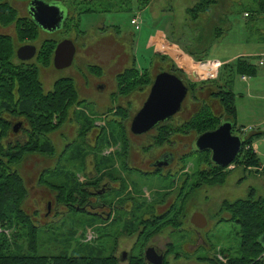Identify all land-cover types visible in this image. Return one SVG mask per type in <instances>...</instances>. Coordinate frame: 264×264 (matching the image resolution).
Segmentation results:
<instances>
[{"label":"rangeland","instance_id":"rangeland-1","mask_svg":"<svg viewBox=\"0 0 264 264\" xmlns=\"http://www.w3.org/2000/svg\"><path fill=\"white\" fill-rule=\"evenodd\" d=\"M22 1L0 0L1 4H8L16 10L18 19H24L22 18L25 15L24 6L28 2V0ZM61 1L69 10L70 18L61 33L62 36L60 32L52 36L56 43L59 40H67L66 38L69 37L70 33H76L78 38H84L95 24L102 22V15L105 12H110V16H107V14L104 16V25L112 28L98 30V25H96V30L91 32V36L98 34V31H113L117 36L119 49L122 52L125 50L131 61L132 72L125 73L118 80L112 79L109 75L107 65L110 62L108 53L111 46L105 44L95 46V48L100 47L99 50L104 58V68L93 61L82 59L80 53L79 56L75 57L72 66L63 71H56L53 68L52 58L47 61L48 63L51 62L49 65H44L47 64V59L41 55V57L32 60L30 64L39 67V79L45 94L51 92L54 84L58 81L73 80L77 85L76 77L83 80L85 78L83 76H87V72L90 73L89 70L92 67L100 72L106 86L103 85L102 89L95 88V85L100 82V78L95 77L98 73H90L89 86L85 87L86 90H89V95L81 96L80 99L85 100L79 105L78 110L85 111L84 114L91 121V124L99 123L102 125L109 121L104 129L105 136L103 139L117 153L111 158L113 162L111 166H115V170L111 174L116 177L119 184V187L115 190L123 196L128 188H133L134 191L139 193L140 198L137 201L144 203L145 206V211H139L136 207L134 209L133 215L136 221L133 223L135 226L133 231L138 227L141 216L146 214L148 210L149 203L145 200L144 194H149V198L158 200L165 190H169L173 187V184H180L183 181L185 200H187L185 206L187 223L190 216L195 211H199L207 219V227L201 230L204 243L197 252H194L193 255L181 252L184 257L176 263L233 264L235 261L240 260L242 255L240 253L241 229L236 221H232V216L228 213L226 205L228 203L250 201L253 208H255L254 206H264V137L254 140L252 144V147L257 150V158L260 160L261 169H245L239 163L232 164L223 173L212 170L207 163L208 156L205 153L192 152L190 143L193 142L194 135H198L200 131L209 130L218 122V120L213 119L210 110L206 108L209 106L206 93L210 92L209 97L212 93H217L224 78L219 76L216 79L197 80L192 77L195 82H190L188 77L192 76V73L188 72L182 64L175 60L174 56L171 55L173 53L169 54L158 50V54L154 55L153 49L161 37L169 36L171 40L177 41L180 45V49L177 47H174V49L196 65L214 62L215 60L233 61L238 57H242L249 60L250 64L254 66L257 61L256 56L260 53L263 44L257 42L254 38L259 35L257 31L264 28V19L259 18L257 15L256 1L111 0L109 4L103 2L94 5H91V1L88 0ZM6 13L7 11L4 10V16ZM244 13L249 14V16L245 18ZM135 18L139 19V31H135L130 25V22ZM224 20L226 22H223ZM25 22H28V20L25 19ZM1 23L0 21V35L10 37L15 50L23 45L37 44L42 51L44 43H54L52 38L48 39L42 34L43 31L41 34L38 33L37 38L33 40L30 38L22 40L18 38L17 23L8 26H3ZM72 24L77 25L74 27ZM246 29H248L247 32ZM183 30L190 36H194L198 32V35L195 36V43L192 47L188 45V49L183 44V40L178 39L181 35L180 32L183 33ZM90 40H93V38L91 37ZM119 49H116V51L119 52ZM190 51H196L200 54H191ZM172 69L188 87L189 92L194 93L196 89H202L204 93L197 95L195 108L190 116L184 118L187 121L184 126L185 133H192L191 138L187 137L185 142L189 144L187 149L191 153L186 150V156L180 159L185 168V170H182L181 176L179 175L181 171L172 176L167 174L164 178L160 176L159 179L151 175L142 176L136 171H129L127 166H124L125 154L123 152L127 151L128 146L115 120L120 119L119 116L121 115L126 116L124 113L129 110V108L126 109L128 104L131 106L129 110L131 116L136 115L141 109L142 92L148 84L149 77L160 72H169ZM258 71V79L255 81L249 80L244 83L240 80L239 75L231 77L232 84L229 87L235 97L234 102L237 112L236 130L233 134L236 135V131L239 130L242 132L241 136L243 138L251 131H264V68H259ZM251 82H254V85L248 95L247 88ZM77 89L80 93L78 86ZM227 90L229 91V88ZM119 96H121V100L126 99L125 104L122 105L125 111L118 109L116 113H112L114 108L120 107ZM191 97L188 103H190ZM103 99L106 100L105 103H102ZM78 113H76V116ZM55 118L56 116L53 117V122ZM76 120H78V116ZM76 136L77 132L75 130L70 136L67 134L62 135L61 144L54 147L55 154L60 153L64 148V144ZM24 138L25 133L21 132L14 143H20ZM48 138L53 144L52 138L50 136ZM44 141L45 138L42 136L39 139V144H45ZM75 146L88 149L83 150V152H87L85 154L94 152L87 145H82L81 140H78ZM108 150L109 147L103 145L98 151L106 153ZM50 155L23 153L25 159L14 168L24 181L27 198L22 205V209L30 216L33 225H29L28 222L16 215H12L8 228L3 230L0 228V236L7 239L4 253L14 256L27 255L46 258L100 257L104 261L107 260L108 264H113L109 257L112 255L118 256L121 251L127 250L132 252L134 258L130 263L125 264H131L142 254L146 246L145 242L156 236L159 231H155L152 235L144 238L137 237L136 234L124 235L118 230L122 227L130 230L129 223L125 222L127 219L125 216L121 218V215L117 214L116 218L120 217V220L105 228H100L98 219L87 217L80 212H67V209L61 205L59 208L65 212L64 216L59 217L58 214H52L44 218L47 211V200L45 198L46 196L47 198L50 197L52 193L50 187L55 188L54 193L59 195L60 204L73 203L74 196L77 198L82 197L81 187L85 179L82 160L72 159L70 151L63 153L60 162L55 161V155ZM239 159V161H242L241 158ZM55 166H58L57 171L53 170ZM31 226H35L33 231L36 233L37 239L34 252L30 251L28 244V235L32 230ZM188 226L186 224L183 234H181L176 232V228H172L171 223H169V230L163 231L154 240H160L162 246H164L163 244L172 246V252L174 245H177L178 249L179 243L192 245L193 236L192 232H189ZM15 234L17 235L15 236ZM113 234L116 240L112 238ZM182 235H184L183 241L180 240ZM1 240L2 238H0ZM185 250L188 251V248L186 247ZM193 250V248L190 249V251ZM263 256L257 257V261Z\"/></svg>","mask_w":264,"mask_h":264},{"label":"flooded vegetation","instance_id":"flooded-vegetation-1","mask_svg":"<svg viewBox=\"0 0 264 264\" xmlns=\"http://www.w3.org/2000/svg\"><path fill=\"white\" fill-rule=\"evenodd\" d=\"M31 1L32 0H28V2H26L24 6L25 15L22 17L24 19H27L28 21H31V17L28 14V5ZM40 1H43L44 3L49 5H58L60 7L63 6L65 8L67 17L63 25V29L61 31H58L61 34L64 31L65 25L68 24L67 20L70 18L69 10L61 0ZM88 1H91V5H94L101 4L103 2L109 4L111 0ZM59 3L62 6L59 5ZM106 14L107 16H110V12H105L104 15H102V22L95 24L94 27L87 32L84 38H78L76 33H70L69 37H67L66 39L72 41L75 47L74 59L76 56H79L81 54L80 57H82V59L87 61H93L103 68V55L99 50L100 47L95 48V46L99 44L111 46V49L108 53V58L110 59V62H108L107 67L109 69L110 77L114 80H118L120 76L124 75L126 72L131 70V61L125 50L122 52L119 49L116 34L113 31L107 30L106 32L98 31V34L91 36V32H94L96 30V25H98V30L104 28H112L108 27V25H104V16H106ZM72 25L75 27L77 24ZM41 32L42 30L38 29V33L41 34ZM58 32L49 35L42 32V34L46 38L51 39L52 36ZM91 37L93 38V40H90ZM52 40L56 44L55 49L56 46L63 41L59 40L56 43L53 38ZM27 45L36 47L37 54L35 58H39L41 50L38 48L37 44ZM55 49L53 50V56ZM116 49H119L120 51L117 52ZM25 64H30V62ZM97 72L98 74L95 77H99L100 82L95 85V88L98 87V89H102L103 85L106 86V83L101 78L100 72ZM90 73L92 72L90 71ZM90 73L87 72V76H83L85 77L83 80L79 77H76L77 85L73 81L78 94V102L67 110L66 118L64 121L63 119L61 121L59 117L54 119L53 125L57 126V128L49 135L53 140V144H51L52 146L54 145L53 147H55L56 145L61 144L60 139L62 138V135L67 134L70 136L74 133V130L77 132L76 137H72L70 141L64 144V148L60 153L55 154L54 150L53 155H55V161L60 162L63 157V153H67L68 151H70L72 159L78 158L82 160L84 166L83 175L85 176L81 187L82 197L77 198L76 196H74L72 200L73 203L60 204L59 195L54 193V191L56 190H50L52 192H50L51 196L53 197L50 196L47 198L46 196L45 198L47 200V211L44 215V218L52 214H58L59 217L64 216L65 212L63 211V209L61 210L59 208L61 205L62 207L67 209V212H80L85 214V216L87 217L98 219L100 223V228H105L109 225H112L117 220H120V217L118 219L116 218L118 214L121 215V218L122 216L127 217L125 222L129 223L130 228L129 230L126 227H122L118 230L120 233H123L124 235L136 234L137 237L143 238L148 235H152L155 231H159L156 236L160 235L163 231H168L169 223H171V226H173L172 228H176V232L183 234V230L185 229V226L187 224L189 225V232H192L193 238L191 244L194 246L188 245L186 243H179L177 249V245H174L172 243L174 245V248L173 252L170 253L172 246H169L168 244H163L164 246H162L160 240H154V238L156 237L154 236L150 238L147 242H145L146 246L145 248L143 247L144 250L139 256L143 259L144 264H153L147 262L144 259L145 254L148 250H152V254H154V252L157 253V251H161L159 253H161V255L163 256L162 264H178L176 262L180 261L182 257H184V255H181V252L193 255V253L197 252L200 246L204 243L201 236V230L195 228L190 223L192 216L195 213L200 212L195 211L190 216L187 223V216L185 211L187 200H185V185L182 181L180 184H173V187L171 189L165 190V192L161 194V198L158 200H153L149 198V194H144L145 200L149 203V206L147 208L148 210L146 211V214L141 216V219L138 222V227L136 228V230L133 231V229L135 228L133 223L136 221L133 215L134 209L136 207L139 211H145V206L144 203H140L137 201V199L140 198L139 193L137 191H134L133 188H128L123 194V196L116 192L117 190H115V188L119 187V184L117 182L116 177L111 174L115 170V166H111V164L113 163L111 158L114 155H117V153L103 139V137L105 136L104 129L108 125L109 121L102 125L99 123L91 124V121L86 118V115L84 114L85 111L78 110L79 105H81L85 100L80 99L81 96L83 97L89 95V90H86L85 87L89 86V78L91 77L89 76L91 75ZM158 74L149 77L151 83L145 86L142 92L143 100L141 98V108L145 103L146 99L148 98L155 77ZM77 86L80 89V93L77 89ZM200 94H204L202 89H196L194 93L189 92L188 89L187 96L183 101L181 105V111L178 114H176L169 122L163 123L152 131L148 132L147 134L139 136L133 135L131 133L130 128L135 115L131 116V113H129L131 106L128 104L126 109L129 108V110H126V113H124V115L126 114V116H119L120 119L115 120V122H117V127L123 133L124 139L127 142L128 149L126 152L123 153L125 154L124 166H127V169L129 171H136V173L142 176H155L157 179H159L160 176L164 178V176H166L167 174H170L172 176L178 173L179 171H181L179 175H182V170H185V168L182 165V162H180V159H183V157L186 156V150L187 152L189 151L191 153V151L187 149L189 147V144H186L185 142L187 137L191 138L192 136L191 132H189L188 134L185 133L184 126L187 121L184 118L191 115L192 110L195 108V101L198 99L197 95ZM206 95L209 96L210 92H207ZM190 96H192L191 101L190 103H188ZM121 99V96H119V100L121 102L120 107H117L116 109L114 108L112 113H116L118 109L125 111V108L122 105L125 104L126 99ZM105 101L106 100L103 99L102 103H105ZM77 112H79L77 114L78 120H76ZM16 124L20 125L19 133L14 135L20 136L21 132H24L27 129V124L23 120H18L14 122V126ZM197 136L198 135H194V139ZM78 140H81L82 145H87L89 148L94 150V152L85 154L87 152H83V150L86 151L88 149L81 146L77 148L75 146ZM103 145L109 147V150L106 153L104 151H98L99 148ZM58 166H55L53 170L57 171ZM113 200L114 202L111 203V201ZM176 205H178L177 208H175ZM114 236L115 235L113 234L112 238L116 240V237L114 238ZM102 237L103 236L101 235V238ZM183 237L184 235L180 237V240L183 241ZM186 247L188 248V251L185 250ZM191 248H193L194 250L190 251ZM109 258L111 259V263L113 264H125L130 263L134 256H132L131 251L123 250L118 254V256L112 255ZM124 258H126L125 261H123Z\"/></svg>","mask_w":264,"mask_h":264},{"label":"trees","instance_id":"trees-1","mask_svg":"<svg viewBox=\"0 0 264 264\" xmlns=\"http://www.w3.org/2000/svg\"><path fill=\"white\" fill-rule=\"evenodd\" d=\"M255 1L258 17L264 18V0ZM4 10L7 11L5 16L3 14ZM16 14V10L10 5L1 4L0 2V21L3 26L17 23L18 38L22 40L25 38H30L31 40L37 38L38 28L35 24L32 21L25 22V19H18ZM54 44L46 42L43 45L44 48L40 55L47 59L46 62L50 61L53 56ZM191 54L200 53L192 51ZM50 63L47 62L44 65H49ZM39 70L38 66L17 61L12 39L8 36L0 35V228L2 230L8 228L12 215L24 219L29 225L32 224L30 216L22 209V205L27 198L24 181L14 168L25 159L23 153L53 155L54 147L48 138L57 128V126L53 125V117H59L61 121L62 119L64 121L67 110L74 103L78 102V94L73 80L58 81L54 84L53 90L45 94L39 79ZM257 70L256 66H253L249 60L244 58H238L231 64L221 65L218 78L219 76L223 77V83L218 88L219 91L217 93H212L211 97H209L210 95L208 96L207 102L209 106L206 105L213 119L218 120V122L207 131L198 132V135L215 130L222 121L233 122L235 124V132L237 112L234 102L235 97L229 87L232 84L231 77L239 75L240 77L253 78L257 75ZM90 71L98 73L95 68H91ZM128 72H132V69ZM169 72L177 76V73L173 69L169 70ZM123 76H120L119 79ZM150 83L149 79L147 85ZM228 88L229 91L227 90ZM18 120L25 121L27 129L23 132L25 133L24 140L15 144L14 141L19 136L13 134L12 128L14 122ZM236 132L242 134L239 130ZM42 136L45 138V144L40 145L39 139ZM262 137H264V131H251V133L247 134L244 146L233 164L241 163L245 169H261L260 160L254 153L252 144L254 140ZM205 154L208 156L207 163L210 168L223 173L225 169L211 165L209 153L206 152ZM239 158L242 161H239ZM53 189L55 188L50 187V190ZM226 206L229 211L228 213L232 216V221H236L241 229L240 253L243 256L241 255V259L235 261L233 264H264V256L257 261L260 256L264 255V248L259 242V239L264 235V206H254L255 208H253L250 201L228 203ZM31 228L32 230L28 235V244L30 251L34 252L36 250L37 239L36 233L33 231L35 226H31ZM15 236L13 235V237ZM0 238H2L0 241V264L109 263L100 257L46 258L27 255H7L4 253L7 239L4 236H0ZM1 246L3 247L1 248ZM170 253H172V249ZM131 264H144V261L141 257H138Z\"/></svg>","mask_w":264,"mask_h":264},{"label":"water","instance_id":"water-1","mask_svg":"<svg viewBox=\"0 0 264 264\" xmlns=\"http://www.w3.org/2000/svg\"><path fill=\"white\" fill-rule=\"evenodd\" d=\"M28 14L35 26L48 34L61 31L67 17L63 6L49 5L40 0L30 2ZM36 54V47L24 45L16 50V59L21 63H29ZM74 55L75 47L72 41L63 40L54 51L53 68L56 71L68 69L73 64ZM188 78L190 82H195L191 77ZM187 93V86L175 75L168 72L158 74L148 98L132 120L131 133L136 136L144 135L159 125L169 122L181 111ZM19 127V124L13 126V134L19 133ZM234 129L233 122L222 121L215 130L198 135L191 144V151L198 154L208 152L211 165L221 169L229 168L245 143V138L240 133L233 134ZM190 223L200 230L207 226L206 218L198 212L192 216ZM259 242L264 248V235ZM159 252L161 251L152 254V250H148L144 259L149 263L162 264L163 256ZM125 260L126 258L123 259Z\"/></svg>","mask_w":264,"mask_h":264},{"label":"crops","instance_id":"crops-1","mask_svg":"<svg viewBox=\"0 0 264 264\" xmlns=\"http://www.w3.org/2000/svg\"><path fill=\"white\" fill-rule=\"evenodd\" d=\"M253 1H255V0H253ZM217 5V4H216ZM247 15V13H244V17L245 18H247L248 16H246ZM259 18H261V17H259ZM264 19V18H263ZM223 22H226L225 20L223 21ZM246 28H247V25H246ZM217 30V29H216ZM248 31V29H246V32ZM254 31H256V30H254ZM258 36L256 37V38H254L257 42H262L263 44H264V28L263 29H259L258 31ZM181 33V35H180V37H178V39L179 40H183V44L185 45V46H187V49H188V45L190 46V47H192L193 46V44L195 43V36H197L198 35V32H196L197 34L196 35H194V36H190V35H187L186 34V31L185 30H183V33H182V31L180 32ZM216 42H218V41H216ZM262 44V46H261V50L259 51L260 53L256 56V57H258V56H260L261 54H264V45ZM174 47H177L178 49H180V45H179V43H177V41H173V40H171L170 39V37L169 36H165V37H161L158 41H157V44H156V46H155V48L153 49V52H154V55H157L158 54V50H160V51H163V52H168L169 54H171L172 52L174 53V54H178V52L174 49ZM186 49V50H187ZM166 50H168V51H166ZM190 52H192V51H190ZM172 55V54H171ZM181 55V54H180ZM174 56V55H173ZM183 56V55H182ZM185 58H186V56H184ZM238 58H240V57H238ZM238 58H236L235 60H233V61H236ZM242 58V57H241ZM216 62H219L221 65H225V64H231V63H234L233 61H220V60H215ZM193 63V62H192ZM53 65V64H52ZM200 65V64H199ZM198 66V65H197ZM254 66H255V64H254ZM259 69V68H258ZM258 74H259V71L257 70V75L255 76V77H253V78H248V77H246V79L245 80H242V77H240V80L242 81V82H244V83H246V82H248L249 80H253V81H255V80H257L258 79ZM42 84V83H41ZM253 85H254V82H251L250 84H249V86H248V88H247V93H248V95L250 94V91H251V88L253 87ZM43 86V85H42ZM44 89V88H43ZM48 93V92H47ZM253 148V150H254V153L256 154V156L258 155V153H257V150H256V148L255 147H252Z\"/></svg>","mask_w":264,"mask_h":264},{"label":"bare ground","instance_id":"bare-ground-1","mask_svg":"<svg viewBox=\"0 0 264 264\" xmlns=\"http://www.w3.org/2000/svg\"><path fill=\"white\" fill-rule=\"evenodd\" d=\"M168 51V50H166ZM169 52V51H168ZM173 53V52H172ZM174 55V58L177 62H179L180 64H182L183 67H185V69H187L188 72L192 73V76H190L191 78L194 77L195 79H199V80H204L205 78H208L209 74V68L212 67L213 72H216V65L217 63H215L214 65H211L209 63L203 64V65H196L194 63H192V61L188 58H185L184 56L178 54H172ZM204 75V76H202Z\"/></svg>","mask_w":264,"mask_h":264},{"label":"built area","instance_id":"built-area-1","mask_svg":"<svg viewBox=\"0 0 264 264\" xmlns=\"http://www.w3.org/2000/svg\"><path fill=\"white\" fill-rule=\"evenodd\" d=\"M247 16V15H246ZM139 19L138 18H135L131 21V26L135 29V31H139V28H140V23L138 21ZM211 65H214L215 63H217V65L215 66L216 67V72L214 73L213 70H212V67L209 68V76L208 78H205L206 80H210V79H216L218 77V74H219V69L221 67V64L219 62H207ZM206 64V63H204ZM200 65H203V64H200ZM255 66L257 68H264V54H261L260 56L257 57V61L255 63ZM246 77H242V80H245ZM264 141V140H263Z\"/></svg>","mask_w":264,"mask_h":264}]
</instances>
